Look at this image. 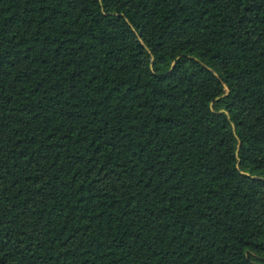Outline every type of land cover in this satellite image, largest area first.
I'll list each match as a JSON object with an SVG mask.
<instances>
[{"label":"trees","instance_id":"1","mask_svg":"<svg viewBox=\"0 0 264 264\" xmlns=\"http://www.w3.org/2000/svg\"><path fill=\"white\" fill-rule=\"evenodd\" d=\"M0 264H264V0H0Z\"/></svg>","mask_w":264,"mask_h":264}]
</instances>
